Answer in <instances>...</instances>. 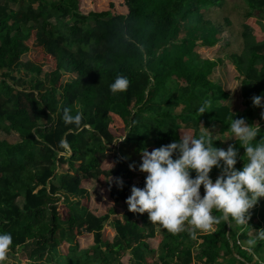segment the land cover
Returning a JSON list of instances; mask_svg holds the SVG:
<instances>
[{"label": "trees", "instance_id": "trees-1", "mask_svg": "<svg viewBox=\"0 0 264 264\" xmlns=\"http://www.w3.org/2000/svg\"><path fill=\"white\" fill-rule=\"evenodd\" d=\"M106 1L109 10L82 12V0H0V80L8 86L0 101V132L17 137L14 143L0 140V232L12 234L11 254L32 244L29 264H150L154 259L147 241L158 236L147 212L127 211L117 218L107 208L96 216L81 204L88 200L89 179L98 186L113 179L109 198L116 204L127 205L133 185L144 187L147 174L130 170L118 155L120 140L140 156L142 148L152 151L184 134L204 133L218 148H239L242 159L235 167L240 170L247 162L245 150L222 125L245 118L260 126L257 140L264 137V108L258 112L252 102L264 94V47L252 46L244 56L245 31L264 19V12L255 14L264 0L258 7L253 0ZM225 36L228 43L221 46ZM200 48L215 49L216 59L201 58ZM27 54L31 58L22 62ZM224 56L240 83L233 94L236 110L220 105L230 98L208 80ZM20 64L26 81L12 74ZM119 75L130 85L113 94L109 86ZM64 76L70 80L62 82ZM206 100L209 111L200 114ZM63 107L83 114L79 127L63 122ZM106 163L111 168L104 169ZM219 175L213 168V181ZM200 191L203 195V186ZM261 198L248 225L221 220L213 232H197L195 238L188 230L172 234L163 228L160 264H215L226 258L230 264H254L255 255L264 264V240L253 239L250 253L239 245L251 240L250 232L264 229ZM214 215L222 213L214 210ZM109 221L115 235L106 240L102 233ZM87 235L94 246L79 250L75 239ZM63 244L65 255L59 254Z\"/></svg>", "mask_w": 264, "mask_h": 264}, {"label": "clouds", "instance_id": "clouds-1", "mask_svg": "<svg viewBox=\"0 0 264 264\" xmlns=\"http://www.w3.org/2000/svg\"><path fill=\"white\" fill-rule=\"evenodd\" d=\"M129 85L128 77L119 75L109 87L117 94L127 91ZM252 102L264 108V94L254 96ZM210 106V101H204L199 113L209 111ZM62 113L66 125H81L82 113L73 115L71 107H63ZM230 131L245 150L247 162L240 170L235 167L238 158L242 159L239 148L232 144L227 149L218 148L204 133L198 137L184 134L152 151L142 148L141 162L138 166L133 162L129 169L147 175L143 188L131 187L125 201L128 210L139 214L147 212L151 223L161 225L172 234L188 230L193 238L197 231H210L221 220L248 225L250 210L264 197V137L257 140L260 126L248 123L245 118L234 117ZM61 144L67 147L66 141ZM213 168L220 171L214 181L210 176ZM116 183L123 188L122 179L118 178ZM214 210L222 216L214 215ZM256 239L264 240V229L257 232ZM255 243L256 240L249 241V244ZM12 244V234L0 232V264H6Z\"/></svg>", "mask_w": 264, "mask_h": 264}, {"label": "rangeland", "instance_id": "rangeland-1", "mask_svg": "<svg viewBox=\"0 0 264 264\" xmlns=\"http://www.w3.org/2000/svg\"><path fill=\"white\" fill-rule=\"evenodd\" d=\"M109 2L110 1H106V0H82L83 7L81 10L82 12H90V11L100 12L104 10H109L110 9ZM244 2H246V0H244ZM253 4L256 7H258L261 4V0H253ZM27 8H28L27 5L22 7V9H27ZM32 8L36 10L37 5H33ZM12 9L19 10L20 8L19 6H12ZM261 12H264V5L261 7V11L256 12L255 14L258 15ZM234 17L236 18L237 14H234ZM51 21L55 22L54 20H51ZM63 22L69 23V20L65 18ZM227 39H228L227 36L223 37L221 46H224L227 44ZM244 40H245L244 47H246V51H244V56L247 55V49H249L252 46L257 45V46L264 47V19H262V21L257 23L255 26L253 24L252 26L248 27L247 31H245V34H244ZM197 51L196 52L200 55L201 58H209L211 60L216 59L215 49L211 51H207L205 49L200 48ZM30 58L31 56L27 54L26 56L22 58V62L28 61ZM241 60H243V54H242ZM224 62H226L227 65L216 67L214 73L208 77V80L211 83L215 84L216 86H219L221 88L220 90H223L230 98L229 101L228 100L226 102L223 101L220 103V105L231 108L232 110H236L237 109V105H236L237 98L233 94L235 90L239 89L240 83L238 81V75L235 72L234 67L230 63H227L228 62L227 56H224ZM22 65L23 64H20L19 67L13 68L12 74L13 76L17 77V79H20L21 81H26L29 79V76L24 71V68H22ZM47 69L48 68L46 67L45 70ZM68 80H70L68 76H64L62 79V82H66ZM7 87L8 86H6L0 80V101L1 102H4L5 100L4 94H5V91L7 90ZM261 108L262 107H257V111L260 112ZM180 110L181 108H179L176 111V114L180 113ZM211 114L212 115L214 114L216 118L219 119L218 120L219 122L224 120L223 115L220 114L218 111H213ZM222 126H223V130H225L226 132L230 131L229 125L223 124ZM211 131L212 132L218 131L216 125L213 128H211ZM0 140L7 141L9 143H14L15 141H17V137L14 134L7 135L3 132H0ZM116 149L119 151L118 155L124 161H127L129 164H132L133 162H135L136 165L138 166L139 163L141 162L140 156L134 152V149L131 145L127 143L121 144V142H119ZM103 168L104 169L111 168V163H106L103 166ZM58 173H60L59 170H58ZM112 183H113V179H109L108 183L105 186H98L95 180L89 179V181L84 185V188L88 191V200H81V204L87 203V206H88L87 208L89 209V211L96 216H103L106 213L107 208H113L115 210V213L117 214L115 216L117 218H120L125 212L129 210H128L127 205L122 204V203L116 204L110 200L109 198L110 188L109 187L112 186ZM55 184H57V181H55ZM72 199L75 200L74 198ZM260 200H263V199L260 198ZM18 204L22 206V201L18 202ZM149 223L155 229V232L158 238L161 239L163 235V227L159 224L151 223L150 221ZM187 227H191V226L188 225ZM214 230H215V227H213V229L210 231H197V232L200 234H206V233H211ZM146 231L148 232L149 228L146 229ZM102 234L106 240H111L113 238V236L115 235V232L111 228V221H109L108 224L104 227ZM248 236L251 240H253L257 237V232L252 231L248 234ZM158 238L149 239L147 241L150 244L151 248L155 250V257L154 259L149 260L150 264H160L159 258L165 256L161 245H158ZM75 242L78 244L79 250H87L94 246L92 235L78 237L75 239ZM239 245L242 248L247 249L248 252L250 253L249 248L253 244H249V241L244 242V243L240 241ZM32 248H33L32 244L29 243L25 247L18 249L17 254H11L9 252L6 264H29L28 255L30 251L32 250ZM67 249H68V245L63 244L62 246L59 247V254L65 255L67 253ZM128 258H129V255H126V257L123 259V262H127ZM228 260L229 258H226V260L224 261L221 259L215 264H230ZM253 263L262 264L261 258L255 255ZM193 264H200V263L198 261H194Z\"/></svg>", "mask_w": 264, "mask_h": 264}, {"label": "crops", "instance_id": "crops-1", "mask_svg": "<svg viewBox=\"0 0 264 264\" xmlns=\"http://www.w3.org/2000/svg\"><path fill=\"white\" fill-rule=\"evenodd\" d=\"M228 43V42H227ZM201 49H205V48H201ZM205 50H207V51H211V49H205ZM218 50V49H217ZM228 63V62H227ZM225 65H227L226 64V62H224V64L223 65H221V66H225ZM215 71V70H214ZM214 73V72H213ZM215 125H213V127H214ZM213 127H211V128H213Z\"/></svg>", "mask_w": 264, "mask_h": 264}, {"label": "built area", "instance_id": "built-area-1", "mask_svg": "<svg viewBox=\"0 0 264 264\" xmlns=\"http://www.w3.org/2000/svg\"><path fill=\"white\" fill-rule=\"evenodd\" d=\"M120 142H122V140Z\"/></svg>", "mask_w": 264, "mask_h": 264}]
</instances>
